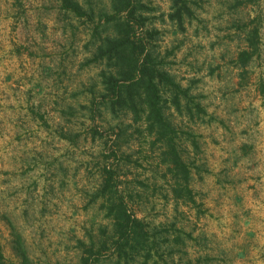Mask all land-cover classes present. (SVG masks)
I'll use <instances>...</instances> for the list:
<instances>
[{"label": "rangeland", "instance_id": "rangeland-1", "mask_svg": "<svg viewBox=\"0 0 264 264\" xmlns=\"http://www.w3.org/2000/svg\"><path fill=\"white\" fill-rule=\"evenodd\" d=\"M74 1L85 14L0 0V264H24L19 245L25 264H119L111 170L158 241L147 264H264V0H188L182 25L172 0H137V35L179 87L162 86L152 132L105 98L111 0Z\"/></svg>", "mask_w": 264, "mask_h": 264}, {"label": "trees", "instance_id": "trees-1", "mask_svg": "<svg viewBox=\"0 0 264 264\" xmlns=\"http://www.w3.org/2000/svg\"><path fill=\"white\" fill-rule=\"evenodd\" d=\"M63 6L72 8L77 14L85 12L74 0H61ZM113 13L106 15L107 23L113 24L116 35L106 36L98 47L97 56L108 59V66L112 69L109 74L103 73V83L110 98L111 109L115 112L119 110L131 111L140 117H145L149 131H153L155 125H165L163 105H162V86L178 85L165 73L158 68L156 58L152 51L147 47V36L137 35L136 24L142 26L145 17L138 14L141 5L137 0H111ZM125 13V14H123ZM123 14V15H121ZM192 10L188 0H172V12L169 16L172 21L178 24L183 23L187 15H191ZM121 15V16H120ZM152 36V31H147ZM250 38L251 47L254 45ZM241 57L245 63L250 55L248 50L241 52ZM174 101L178 103L177 94ZM176 168L186 166L174 151L173 158ZM108 177L105 178L102 192L106 195L105 204L106 215L113 220L112 244L116 249L118 263L122 261L128 263L133 252L143 251L144 264L152 256V249L158 246V241L146 229L145 222L135 216L127 207L124 196L119 193L116 187L113 190V170L107 171ZM181 190H177L176 196H180ZM106 243V242H105ZM18 246V251L23 263L27 262V255ZM92 252V250H90ZM3 255L0 252V258ZM85 264H90V259L83 257Z\"/></svg>", "mask_w": 264, "mask_h": 264}]
</instances>
